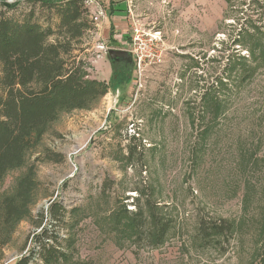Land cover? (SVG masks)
<instances>
[{"label": "rangeland", "instance_id": "rangeland-1", "mask_svg": "<svg viewBox=\"0 0 264 264\" xmlns=\"http://www.w3.org/2000/svg\"><path fill=\"white\" fill-rule=\"evenodd\" d=\"M84 4L72 55L107 91L60 111L24 164L3 176L0 196H14L29 168L33 189L26 213L0 227V264L27 253L52 201L71 211L60 227L67 259L57 264H264V0ZM29 14L57 24L37 2L0 3V17ZM109 49L127 51L131 63L110 59ZM116 64L130 78L112 88ZM135 189L171 222L158 246L113 221L133 208ZM227 223L231 233L202 238L200 226Z\"/></svg>", "mask_w": 264, "mask_h": 264}, {"label": "trees", "instance_id": "trees-1", "mask_svg": "<svg viewBox=\"0 0 264 264\" xmlns=\"http://www.w3.org/2000/svg\"><path fill=\"white\" fill-rule=\"evenodd\" d=\"M21 1L0 3L11 9ZM25 1L52 10L57 24L55 28L42 26L30 14L22 19L0 17V181L8 170L24 164L27 152L40 141L60 111L87 108L107 91L105 83L83 77L81 60L72 55V42L85 30V0ZM129 78V69L116 64L108 82L115 88ZM32 189L29 168L18 180L14 196H0V227L12 226L26 213ZM135 190L138 194L131 202L133 208L118 210L113 221L122 225L135 242L144 238L153 247L158 246L171 222L162 218L155 202ZM45 211L51 222L31 234V248L14 264H57L67 259L60 227L71 211L59 201L49 203ZM200 230L205 239L224 230L231 233L233 226L212 224L208 228L200 226Z\"/></svg>", "mask_w": 264, "mask_h": 264}, {"label": "water", "instance_id": "water-1", "mask_svg": "<svg viewBox=\"0 0 264 264\" xmlns=\"http://www.w3.org/2000/svg\"><path fill=\"white\" fill-rule=\"evenodd\" d=\"M107 53H108L109 58L111 59L116 58V57H119V58L129 57L128 52L125 50H121V49H109Z\"/></svg>", "mask_w": 264, "mask_h": 264}, {"label": "built area", "instance_id": "built-area-1", "mask_svg": "<svg viewBox=\"0 0 264 264\" xmlns=\"http://www.w3.org/2000/svg\"><path fill=\"white\" fill-rule=\"evenodd\" d=\"M90 2H91V1H90ZM91 15H92V14H91ZM99 16H100V10H98V9L96 8V11H95L94 14L92 15L91 19H92L93 21H96L97 18H99Z\"/></svg>", "mask_w": 264, "mask_h": 264}, {"label": "flooded vegetation", "instance_id": "flooded-vegetation-1", "mask_svg": "<svg viewBox=\"0 0 264 264\" xmlns=\"http://www.w3.org/2000/svg\"><path fill=\"white\" fill-rule=\"evenodd\" d=\"M130 57H125V58H119V57H116V58H118V59H116V60H119V59H122L124 62H126V64H128V63H131V55H129ZM111 59V58H110ZM113 59H115V58H113Z\"/></svg>", "mask_w": 264, "mask_h": 264}, {"label": "crops", "instance_id": "crops-1", "mask_svg": "<svg viewBox=\"0 0 264 264\" xmlns=\"http://www.w3.org/2000/svg\"><path fill=\"white\" fill-rule=\"evenodd\" d=\"M109 38L111 39V36H109ZM112 39H113V37H112ZM114 40V39H113Z\"/></svg>", "mask_w": 264, "mask_h": 264}]
</instances>
